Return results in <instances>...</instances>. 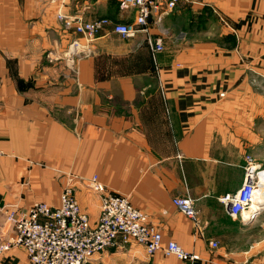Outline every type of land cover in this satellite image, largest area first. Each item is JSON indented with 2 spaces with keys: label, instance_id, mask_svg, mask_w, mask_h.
Listing matches in <instances>:
<instances>
[{
  "label": "crops",
  "instance_id": "0c3cea01",
  "mask_svg": "<svg viewBox=\"0 0 264 264\" xmlns=\"http://www.w3.org/2000/svg\"><path fill=\"white\" fill-rule=\"evenodd\" d=\"M61 8L86 19L135 17L119 0H0V240L14 233L5 206H57L70 177L96 223L102 196L82 181L97 175L165 242L198 258L119 241L96 263L262 264L264 208L235 219L221 198L244 183L248 154L264 169V0H181L162 22L151 19V34L164 40L158 53L144 32L105 30L73 59ZM175 196L194 200L197 221ZM0 264H28L25 249L12 247Z\"/></svg>",
  "mask_w": 264,
  "mask_h": 264
},
{
  "label": "built area",
  "instance_id": "2783aa9c",
  "mask_svg": "<svg viewBox=\"0 0 264 264\" xmlns=\"http://www.w3.org/2000/svg\"><path fill=\"white\" fill-rule=\"evenodd\" d=\"M119 1L122 11H135L132 22H114L108 17L86 19L82 15L68 14L62 8L59 9L58 17L63 26L71 29L74 34L69 44L68 58L90 53V44L105 30L123 37H133L144 32L154 53L164 49L163 37L154 36L150 32L151 19L155 23L162 22L165 15L181 0ZM79 36L85 39L84 43ZM246 159L244 183L236 193L222 196L221 201L233 218L249 221L254 213L248 216L246 212L261 188L264 169L253 156L248 154ZM74 179L69 178L57 206L38 201L27 209L13 205L3 208L4 225L13 229L14 233L0 240V256L12 247L22 246L28 264H98L93 260L97 253L119 241L123 245L135 241L143 244L150 254L161 250L167 256L179 259L198 258V255L187 251L175 240L165 242L162 232L145 212L134 206L127 196L108 190L97 175L82 181L85 187L102 196L99 218L96 223H92L75 193ZM172 201L179 211L197 221L198 211L192 198L175 196ZM209 244L214 248L219 246L214 240H210Z\"/></svg>",
  "mask_w": 264,
  "mask_h": 264
},
{
  "label": "bare ground",
  "instance_id": "6f19581e",
  "mask_svg": "<svg viewBox=\"0 0 264 264\" xmlns=\"http://www.w3.org/2000/svg\"><path fill=\"white\" fill-rule=\"evenodd\" d=\"M264 173L262 174L261 177V188L260 190L256 193V196L254 197L251 206L249 208V211L246 212V215L251 216L256 209H262L264 205Z\"/></svg>",
  "mask_w": 264,
  "mask_h": 264
}]
</instances>
